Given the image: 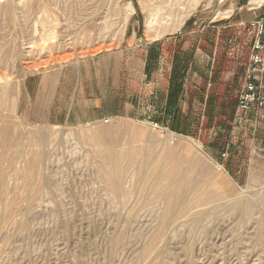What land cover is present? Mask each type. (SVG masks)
Listing matches in <instances>:
<instances>
[{
    "label": "rangeland",
    "instance_id": "374dc122",
    "mask_svg": "<svg viewBox=\"0 0 264 264\" xmlns=\"http://www.w3.org/2000/svg\"><path fill=\"white\" fill-rule=\"evenodd\" d=\"M248 3L0 0V264H264V123L236 110ZM176 35L225 54L197 53L216 86L186 135L164 71L142 72Z\"/></svg>",
    "mask_w": 264,
    "mask_h": 264
},
{
    "label": "crops",
    "instance_id": "0c3cea01",
    "mask_svg": "<svg viewBox=\"0 0 264 264\" xmlns=\"http://www.w3.org/2000/svg\"><path fill=\"white\" fill-rule=\"evenodd\" d=\"M184 36H189L188 38H197L199 40L198 46L194 50H192V45L187 44V46L185 47V42L183 43ZM219 40H222L221 35H176V67H178L177 69H180L182 67L184 71L181 82L182 92L177 98L175 109L169 112L171 113V116H169V118L176 119V132L184 130L185 133L188 134L190 131H194V129H197L194 126L197 125V123L193 122L194 120L198 119L197 109L195 108V105H200V107H203L209 97L211 99L214 97V87L216 86V84H207L206 87L204 85L203 87H201V80L208 79L210 75L207 72L202 74V72L198 69L197 53H200V55L208 59V62L210 64L209 67H211L213 62L215 61H217V65L222 63L224 65L225 54H221V56L217 60L215 57L217 51L210 48L211 44L214 43L216 45ZM162 45H164V43L161 44L160 47ZM146 54L147 53H145L144 55L142 65V72L144 74V70L147 64ZM185 56L186 58H184ZM173 66V56L170 57L166 54H161L159 56L158 62L155 65V69L158 73H161L163 71L165 73V97L168 93L170 73ZM223 75H225V72L222 74V76ZM229 76H232V73H229ZM58 88L59 85L55 87L56 92ZM90 101L91 100L84 102L82 101V104H86ZM70 111L71 109L67 110V115L65 117L66 119L70 118ZM49 117L50 115L48 114V118Z\"/></svg>",
    "mask_w": 264,
    "mask_h": 264
},
{
    "label": "built area",
    "instance_id": "2783aa9c",
    "mask_svg": "<svg viewBox=\"0 0 264 264\" xmlns=\"http://www.w3.org/2000/svg\"><path fill=\"white\" fill-rule=\"evenodd\" d=\"M264 2L257 8H262ZM250 55L237 95L236 110L242 117H253L264 123V13L245 25Z\"/></svg>",
    "mask_w": 264,
    "mask_h": 264
},
{
    "label": "trees",
    "instance_id": "16d2710c",
    "mask_svg": "<svg viewBox=\"0 0 264 264\" xmlns=\"http://www.w3.org/2000/svg\"><path fill=\"white\" fill-rule=\"evenodd\" d=\"M158 58V50L150 51L147 55V64L145 67V75L146 77H149L150 73L155 69V61H157ZM176 67V61L174 60V66L172 68V71L170 73V79H169V87H168V93L165 98V107L168 109V113L175 109L176 107V101L180 93L182 92V78L184 75L183 68L177 69ZM211 104V102H207V105ZM171 131L176 132V119H172V123L169 126ZM176 133L184 134L186 135L185 131H177Z\"/></svg>",
    "mask_w": 264,
    "mask_h": 264
},
{
    "label": "bare ground",
    "instance_id": "6f19581e",
    "mask_svg": "<svg viewBox=\"0 0 264 264\" xmlns=\"http://www.w3.org/2000/svg\"><path fill=\"white\" fill-rule=\"evenodd\" d=\"M264 2V0H249V3H248V6L250 7V8H257V7H259L262 3ZM81 8H83V7H81ZM144 8H148V6L147 5H144ZM153 8H154V11L155 12H157V8L156 7H154L153 6ZM142 10H143V7H142ZM129 12L127 13L128 15L131 13V9H129L128 10ZM75 12V11H74ZM80 12V11H79ZM72 13V12H71ZM76 14V13H75ZM81 15V14H80ZM146 15H147V17L150 19V18H153V16L154 15H152V14H148V13H146ZM156 15V14H155ZM77 16V15H76ZM127 16V15H126ZM75 18V17H74ZM126 19V18H125ZM47 20V19H46ZM149 22L147 23V25L149 26V25H151L152 24V21L151 20H148ZM154 21V20H153ZM156 24V23H155ZM73 25V24H72ZM74 26H75V24H74ZM147 27V26H146ZM72 29H73V27H71ZM70 28V29H71ZM72 29H71V31H72ZM74 30H75V28H74ZM170 31V29H165V30H163L162 32H169ZM52 32H55V30L54 31H52ZM52 32H51V34H52ZM65 33H66V31H65ZM67 33H69V30H68V32ZM72 33V32H71ZM48 35V34H47ZM158 35H160V34H158Z\"/></svg>",
    "mask_w": 264,
    "mask_h": 264
}]
</instances>
